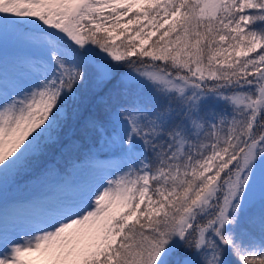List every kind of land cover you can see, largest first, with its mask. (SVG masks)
Masks as SVG:
<instances>
[{
    "label": "snow or ice",
    "instance_id": "6c2138e0",
    "mask_svg": "<svg viewBox=\"0 0 264 264\" xmlns=\"http://www.w3.org/2000/svg\"><path fill=\"white\" fill-rule=\"evenodd\" d=\"M73 137L115 169L0 264H264V0H0V186Z\"/></svg>",
    "mask_w": 264,
    "mask_h": 264
},
{
    "label": "rangeland",
    "instance_id": "374dc122",
    "mask_svg": "<svg viewBox=\"0 0 264 264\" xmlns=\"http://www.w3.org/2000/svg\"><path fill=\"white\" fill-rule=\"evenodd\" d=\"M7 54L10 59L13 55H22L11 46ZM82 91L85 95L89 94V88ZM73 140L75 146L67 150L58 148L32 169L16 177L14 183L10 181L0 186V211L8 212L10 219L27 221L38 214L37 205L41 201L55 199L68 188L95 184L100 176L115 169L118 158L108 148L87 137H73ZM46 169H51V172L46 173Z\"/></svg>",
    "mask_w": 264,
    "mask_h": 264
}]
</instances>
